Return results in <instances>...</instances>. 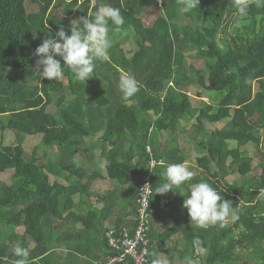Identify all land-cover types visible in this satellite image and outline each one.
<instances>
[{
	"label": "trees",
	"instance_id": "obj_1",
	"mask_svg": "<svg viewBox=\"0 0 264 264\" xmlns=\"http://www.w3.org/2000/svg\"><path fill=\"white\" fill-rule=\"evenodd\" d=\"M101 6L119 9L125 19L123 33L108 25L110 60L95 61L87 82L77 81L63 62L64 80L43 79L35 68L36 48L61 28L70 35L73 20L94 18ZM150 7L157 18L147 26L143 17ZM181 8L180 0H0V173L14 170L10 184L0 181V264L22 259L13 252L17 245L29 250L26 264H57L60 248L76 251L86 264L104 262L110 247L101 214L118 206L113 226L133 227L138 188L149 174L146 264H156L164 253L170 260L165 264H187L186 257L193 264H235L240 258L264 264V0H249L242 19L233 0H200L187 13ZM124 41L130 49L124 50ZM186 55L205 60V69L186 67ZM122 74L139 85L127 99L119 90ZM194 85L223 96L195 103L188 92ZM53 102L57 109L49 112ZM232 111L224 127H213ZM187 119L193 127L183 125ZM8 131L15 133V144H5ZM165 132L171 142L163 147ZM34 135L48 149L37 146L28 156L24 138ZM92 135L103 143L101 166L119 184L97 196L100 213L91 207L82 212L92 181L102 175L86 166ZM186 141L200 151L195 165L201 170L177 190L155 193L167 182L166 168L186 161ZM249 142L262 157L259 175H250L253 157L242 149ZM152 157L159 162L153 169ZM236 173L238 180L227 179ZM199 182L232 202L235 220L207 228L191 222L183 203Z\"/></svg>",
	"mask_w": 264,
	"mask_h": 264
},
{
	"label": "clouds",
	"instance_id": "obj_2",
	"mask_svg": "<svg viewBox=\"0 0 264 264\" xmlns=\"http://www.w3.org/2000/svg\"><path fill=\"white\" fill-rule=\"evenodd\" d=\"M180 3L181 11L187 13L194 10L200 4V0H180ZM233 3L242 19L248 9L249 0H233ZM109 23L116 26L117 30L125 23L119 9L99 8L94 13V18H89L87 15L80 17L79 20H73L70 35L61 28L55 35L45 38L34 53L38 57L35 68L41 77L49 80L61 78L64 73L61 63L63 62L77 81L83 83L93 78L95 61L110 60L109 49L112 41L109 36ZM237 26H240L239 23ZM119 90L127 99L138 92L139 85L133 76L122 75ZM165 176L167 182L157 187L155 193L166 195L170 191L177 190L185 182L192 180L193 172L182 164H171L166 168ZM260 197L264 198V191L260 192ZM183 207L187 209L191 222L200 228L215 224L225 227L229 222L232 202L222 199L207 182H199L190 188ZM231 218L236 219L235 216ZM194 244L199 248L201 241L196 239ZM13 252L17 257L22 258L17 264H26L29 257L27 248L17 245L13 248ZM185 259L187 264H193L191 257Z\"/></svg>",
	"mask_w": 264,
	"mask_h": 264
},
{
	"label": "rangeland",
	"instance_id": "obj_3",
	"mask_svg": "<svg viewBox=\"0 0 264 264\" xmlns=\"http://www.w3.org/2000/svg\"><path fill=\"white\" fill-rule=\"evenodd\" d=\"M100 8H102V6ZM28 9H29V11H35L36 10V6H34L33 4L29 3L28 4ZM156 16H157L156 8H152L143 17L145 25L149 26V25L153 24V21L156 18ZM234 27H236V25H234ZM121 31H122L121 28H119V30H117L116 33L119 34V32H121ZM122 33H123V31H122ZM123 47H124V50L130 49L129 42L126 43V41H124L123 42ZM127 55H128V57L132 56L130 52H128ZM184 61H185L186 67H188L190 64H193L196 68H204L205 69V67H206L205 66V60L198 59V58H193V57H191L189 55L185 56ZM122 75H124V74H122ZM59 79L64 80V78H62V77L59 78ZM257 87H258V82L254 85L255 89H257ZM188 92L192 96L193 100L197 101L195 103H199L200 102L199 99H204L207 102H218V101L221 100V98L223 96V95H218V93L214 92V91H207L206 89H203L202 87H200L198 85H194V86L189 87L188 88ZM98 104L103 105V104H106V102L98 101ZM56 109H57V106H56V104L54 102L47 107V110L49 112H54ZM233 115H234V112L232 111L230 116H227L226 118L222 119L221 121L215 123L213 125V127H216V128L224 127L226 125V122H228L229 120L232 119ZM182 123L187 128H191V126H192V122L188 121V119L187 120H183ZM261 131H263V129ZM192 133H193V131H192ZM164 135H167V133L165 132ZM99 138L100 137H98V135H92V136H90L87 139L88 142L90 140H93L91 142L92 146H91V148L89 150V154L91 156H94L93 159L95 160L96 164H97L98 160H101L100 150L103 147V143H102L101 139H99ZM166 138H167L166 140L163 139V138L160 139L161 144H162L163 147H166V146L170 145L171 141L168 139V138H170V136L167 135ZM16 139L17 138H16L15 133L12 132V131H8L6 133V136H5V144H15L17 142ZM186 142H184V143H186ZM109 145H108L107 148L110 147ZM192 145L193 144H191V142L190 143L187 142L185 145H183L184 147L188 146L190 148V151L187 152V154H186L187 155L186 162H185V164H183L189 170H191L192 166H195L196 155L200 154V151H198L196 149L191 150L192 149ZM24 146H25L26 153H27L28 156L31 155V153L33 152L34 148L37 147V146H39L43 150H47L48 149L47 145L43 143V141L41 139V135L26 136L24 138ZM58 148H59V145L56 144L54 146V150H57ZM242 149L245 151L246 154H249L250 156L253 157V169L250 172V175L254 176V175L261 174V160H262V157H261V154L259 153V151L256 149L255 145L252 142H249L246 145H244L242 147ZM147 150L152 152V149H151L150 146L147 147ZM203 151L204 150H201V152H203ZM38 155L42 156V150H40L38 152ZM152 158H154V157H152ZM86 166H87L88 169L89 168L91 169V167H95L94 165H91L90 162L88 163V165L86 164ZM34 170H35V168H34ZM196 170H197V173H199V171L201 169L196 167ZM13 171L14 170H7L5 172L0 173V181L10 184L11 183V179H12ZM227 179L231 180V181L238 180L239 179V173H236L234 175H230V176L227 177ZM96 187H97V189L102 190L101 185L97 184ZM92 191H94V190H92ZM90 199L92 200V198H90ZM232 216H234V210L233 209L230 212V217H232ZM7 230H8L7 227H2V231L3 232H6ZM19 230H20V228H18V231ZM56 252L62 253L60 250H57ZM169 261L170 260L168 258V255L166 253H164V254H160V258H158L156 264H165L166 262H169ZM244 261H245V259L242 262V259L240 258V261L238 263H235V264H244ZM251 261L253 262L254 259L252 258ZM178 264H180V262Z\"/></svg>",
	"mask_w": 264,
	"mask_h": 264
},
{
	"label": "built area",
	"instance_id": "obj_4",
	"mask_svg": "<svg viewBox=\"0 0 264 264\" xmlns=\"http://www.w3.org/2000/svg\"><path fill=\"white\" fill-rule=\"evenodd\" d=\"M159 162L151 158L153 169ZM151 174L143 178L137 194V210L134 226L120 225L106 231L110 251L100 264H146L149 255V226L152 197Z\"/></svg>",
	"mask_w": 264,
	"mask_h": 264
},
{
	"label": "crops",
	"instance_id": "obj_5",
	"mask_svg": "<svg viewBox=\"0 0 264 264\" xmlns=\"http://www.w3.org/2000/svg\"><path fill=\"white\" fill-rule=\"evenodd\" d=\"M102 7H106V6H102ZM152 8H155V7H150V9L148 11H150ZM156 18H157V16H156ZM156 18L154 19V21L156 20ZM93 158H94V156L90 157V159L92 161L89 160L90 164L95 166V167H91V169L94 170V169L99 168L101 170L102 175L98 176L97 178H95L92 181V183L93 182L94 183L93 184L91 183V185L89 187L90 196L85 197L86 202L83 206V209H82L83 211L82 210L81 211L86 212L91 207L93 210H95V212L100 213L103 202L100 200V198L98 199L97 196H99V197L104 196V194L107 191L119 188V184H117L116 181L109 178V176L107 174V170L105 168V165L101 166V160H98V162L96 164V162ZM185 162L183 164H185ZM191 171L194 173H197L196 165L191 167ZM97 184L101 185L102 190L97 189V187H96ZM92 190H94V191H92ZM90 198H92V200ZM82 200H83V198H82ZM118 210H119V207L117 206L113 209L111 214H109V213L108 214H103V213L101 214L100 219H101V221H103L106 228L113 226L114 223L118 220V217L120 216V213L118 214ZM128 216L126 218H128ZM94 220L97 221L95 219V217H94ZM160 225L165 228V227H168L169 224L168 223H160ZM77 228L78 227H76L75 230H78ZM75 230L73 232H75ZM90 235L92 236L93 234L90 233ZM58 250H60L62 252V253H58V254L63 255V257L60 258V257L56 256L55 261L57 264H86L87 263L85 257L78 255L76 251H69V249H67V248H60ZM95 251H97V250H95ZM68 252L71 254H69Z\"/></svg>",
	"mask_w": 264,
	"mask_h": 264
}]
</instances>
